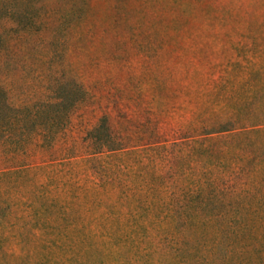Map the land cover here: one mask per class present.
Listing matches in <instances>:
<instances>
[{"label":"rangeland","instance_id":"374dc122","mask_svg":"<svg viewBox=\"0 0 264 264\" xmlns=\"http://www.w3.org/2000/svg\"><path fill=\"white\" fill-rule=\"evenodd\" d=\"M36 5V27L0 19V87L14 107L63 98L64 106L48 110L68 108L70 116L53 148H32L31 165L14 167L20 161L0 148V264H185L157 240L180 238L185 229L205 248L215 236L211 226L135 222L133 212L142 214L135 198L89 179L101 163L124 173L127 148L198 133L207 122L260 106L251 100H264V0ZM101 142L117 150L97 156ZM67 162L83 184L40 192L50 176L58 182ZM244 214L248 227L234 244L246 247L236 258L264 264V206Z\"/></svg>","mask_w":264,"mask_h":264},{"label":"trees","instance_id":"16d2710c","mask_svg":"<svg viewBox=\"0 0 264 264\" xmlns=\"http://www.w3.org/2000/svg\"><path fill=\"white\" fill-rule=\"evenodd\" d=\"M37 2L0 0V19H13L22 30L36 27L35 18L40 12ZM251 103L260 106L245 107L246 110L207 122L198 133L127 148L124 156L128 163L124 164V173L110 162L96 164L95 175L89 181L99 188L114 184L127 198H135L142 210L138 218L130 210L135 222L142 218L173 223L180 230L185 226H211L215 236L210 238L212 244L205 248L194 238L185 236V229L180 232V238L169 233L157 240L160 248L176 253L183 263L242 264L236 256L244 246L237 248L234 243L248 227L245 210L264 206L263 96ZM65 104L62 98L54 103L42 101L14 107L0 87V148L8 159L20 161L14 167L32 164L25 159L34 146L54 147L53 140L60 129L68 125L70 112L68 108L62 113L48 109ZM92 133L93 130L88 135L95 138ZM38 136L43 142L34 141ZM107 145L106 142L98 144L97 156L117 150L105 149ZM71 164H61L56 172L58 182L50 176L40 192L53 185L61 189L78 186L81 177ZM202 250L209 251V257L203 258Z\"/></svg>","mask_w":264,"mask_h":264}]
</instances>
